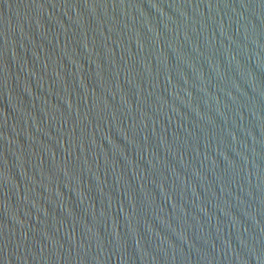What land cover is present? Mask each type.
<instances>
[{"label": "water", "instance_id": "obj_1", "mask_svg": "<svg viewBox=\"0 0 264 264\" xmlns=\"http://www.w3.org/2000/svg\"><path fill=\"white\" fill-rule=\"evenodd\" d=\"M0 264H264V0H0Z\"/></svg>", "mask_w": 264, "mask_h": 264}]
</instances>
